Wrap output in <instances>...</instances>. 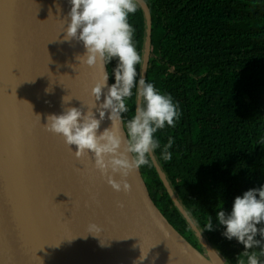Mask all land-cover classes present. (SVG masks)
Instances as JSON below:
<instances>
[{"label":"water","instance_id":"95a60500","mask_svg":"<svg viewBox=\"0 0 264 264\" xmlns=\"http://www.w3.org/2000/svg\"><path fill=\"white\" fill-rule=\"evenodd\" d=\"M138 6L146 22L140 72L146 79L151 15L144 0ZM69 10V0H0V264H133L141 253L147 254L141 264H210L209 251L227 264L180 204L154 154L160 181L204 253L162 215L139 168L124 178L130 190L117 192L90 154L77 159L75 146L45 127L49 114L99 104L91 94L99 70L79 64L82 43L64 39ZM111 125L106 115L100 131ZM118 130L123 138V124ZM89 224L100 230L86 233Z\"/></svg>","mask_w":264,"mask_h":264},{"label":"trees","instance_id":"16d2710c","mask_svg":"<svg viewBox=\"0 0 264 264\" xmlns=\"http://www.w3.org/2000/svg\"><path fill=\"white\" fill-rule=\"evenodd\" d=\"M144 2L151 15L146 81L171 95L179 111L175 127L155 134L160 148L153 154L200 232L213 217V229L202 232L208 244L227 264H239L246 260L243 246L222 236L215 216L221 207L230 212L236 196L264 185V0ZM128 20L143 60L146 22L139 6ZM135 104L133 97L125 121ZM169 138L174 143L166 161L161 149ZM139 170L169 224L204 253L149 157ZM260 260L264 264V256Z\"/></svg>","mask_w":264,"mask_h":264},{"label":"clouds","instance_id":"9594fccd","mask_svg":"<svg viewBox=\"0 0 264 264\" xmlns=\"http://www.w3.org/2000/svg\"><path fill=\"white\" fill-rule=\"evenodd\" d=\"M69 4L64 39L82 43L84 53L76 57L79 64L95 66L99 70V78L91 88V94L99 104L98 107L90 105L87 112L67 107L59 114H49L45 127L61 135L69 147L74 145L77 159L90 154L94 167L102 176L106 175L113 190L128 192L130 184L124 178L145 165L149 155L160 148L155 134L166 127H175L179 119L178 107L171 95L146 81L137 70L142 64V55L134 43L135 29L128 18L138 11V0H69ZM113 61L115 64L109 73L106 68ZM110 78L111 84L108 83ZM133 97L135 111L125 121L124 114L129 113V101ZM92 107L96 108L95 112ZM106 115L112 125L100 131ZM121 124L126 129L123 138L118 130ZM173 143L169 138L161 149L162 159L172 158L169 149ZM117 173L122 179L113 178ZM215 222L223 228L221 234L225 239H235L243 246L246 260L241 259L239 264H261L260 256H264V185L236 196L230 212L221 207L216 212ZM213 227L210 215L203 231H211ZM98 230V225L89 224L86 233L93 234ZM146 255L141 253L133 264H141Z\"/></svg>","mask_w":264,"mask_h":264},{"label":"bare ground","instance_id":"6f19581e","mask_svg":"<svg viewBox=\"0 0 264 264\" xmlns=\"http://www.w3.org/2000/svg\"><path fill=\"white\" fill-rule=\"evenodd\" d=\"M207 260L210 264H223L220 257L215 252L212 251L208 252Z\"/></svg>","mask_w":264,"mask_h":264},{"label":"rangeland","instance_id":"374dc122","mask_svg":"<svg viewBox=\"0 0 264 264\" xmlns=\"http://www.w3.org/2000/svg\"><path fill=\"white\" fill-rule=\"evenodd\" d=\"M194 240V239H193ZM194 241H196V240H194ZM196 243L198 244V242L196 241ZM199 246H200V244H199ZM200 248H201V250L203 251V249H202V247L200 246Z\"/></svg>","mask_w":264,"mask_h":264},{"label":"snow or ice","instance_id":"6c2138e0","mask_svg":"<svg viewBox=\"0 0 264 264\" xmlns=\"http://www.w3.org/2000/svg\"><path fill=\"white\" fill-rule=\"evenodd\" d=\"M60 240L57 241V243H59Z\"/></svg>","mask_w":264,"mask_h":264}]
</instances>
